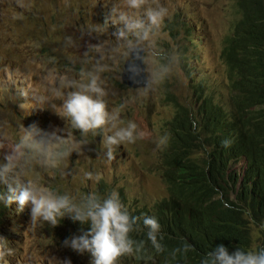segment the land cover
Segmentation results:
<instances>
[{"label": "clouds", "instance_id": "1", "mask_svg": "<svg viewBox=\"0 0 264 264\" xmlns=\"http://www.w3.org/2000/svg\"><path fill=\"white\" fill-rule=\"evenodd\" d=\"M121 1L127 2L129 13L100 10L99 22L95 24L94 19L85 14L92 6L90 0H0V32L8 31V23L18 26L33 25L30 39L33 36L38 41V46L33 51H22L16 59L3 61L4 68L8 67L13 76L11 82L0 91L1 128L9 131L12 126L18 127L21 122L25 128L24 135L13 150L5 155L4 163L0 164V185L3 186L0 187V204L13 208L12 213L5 215H9L11 229L9 231L2 229L0 222V264H57L51 245L40 237L47 229L63 235L64 244L74 261L82 257L91 258V264H138L148 252L143 246L139 228L146 230V236L153 247L157 251L161 250L159 238H162L161 234L168 230L173 217L177 215L167 217L161 224L155 216H142L143 212H154L156 204L169 198L170 178L183 201L187 191L202 188L204 173H208L213 158L212 147L207 144L203 145L197 155L181 152L183 146L193 143L187 142L182 131L171 126L181 107H191L194 110L195 107L202 105L200 110H194L195 113L190 112L191 115L200 117L204 121L202 126L213 120L218 135L231 143L225 146L224 162L227 178L237 179V188L241 187L245 172L252 163L251 156L246 150L247 144L253 143L255 139L264 140L262 129H255L250 117L234 104L245 97L246 100H256L260 103L264 119V104L260 102L259 91H251L249 84L241 83L239 77L243 76L236 68L241 58H231V48L235 46L233 38H236L237 32L241 30L238 26L232 23L235 30L231 31L223 49L219 51L212 46L210 40L209 29L215 26L211 11L196 13L181 9V12L168 19L171 22L168 28L174 40L181 42L178 53L173 54V49L167 41L150 40L155 29L159 28L167 15V8L160 4L155 6V0ZM27 4L31 5V9L25 16L26 21L15 20L10 6L20 7ZM232 5L234 20H237V0H233ZM49 6L55 9L63 7L65 11L76 13L74 29L77 34L83 36L78 44L85 56L91 64H99L103 74L109 72L112 77L120 76L119 85L122 88L136 90L148 102L152 97L149 94L151 89L166 88L167 83L183 72L187 81L180 89L192 86L198 94L188 105H185L178 94L171 98L172 113L169 122L162 123L169 129L171 137L166 141L165 137H161L160 143L163 144L158 147L162 154L161 176L166 180L168 195L153 206L128 193V189L124 191L109 185L104 177L94 179L99 182L93 189L74 196L68 192H59L42 186L34 180H22L20 175H17V162L25 150L38 151L46 157V162L53 163L54 161L47 158L53 156L61 158L73 150L78 151L79 145L71 139V130L81 136L102 139L104 155L108 160L114 157V147L125 142L133 143L145 135L132 120L122 124L119 109H110L111 102L105 97L103 81L99 78L100 68H97L96 71H89L82 77L70 75L65 81L71 90L66 93L58 114L66 118L70 128L67 131L60 130L66 131V136L57 135L56 131H53L48 133L51 139H47V124L54 115L61 90L56 84L49 87L43 84L50 78L56 80L58 77V52L53 54L46 66L48 72L39 75V85L43 86L41 93L37 94L36 103L41 104L44 119L38 114L29 115L20 108L21 105H14L16 96L25 93L20 84L27 71V62L36 50L46 51L53 43L50 29L39 27L46 22L30 14L36 12L46 15ZM69 15L70 13H66V16ZM126 44L127 47L121 48ZM161 45L165 48L153 47ZM148 49H154L163 59L165 68H162L157 76L148 72L146 64ZM7 52L8 49L0 51V54ZM222 66H226L223 72L226 86L219 96L226 99V103L213 100L212 102L221 104L224 108L223 112L209 116L208 105L211 103L209 99L211 97L215 99L217 95L214 87L200 80V76L209 77L213 73H220ZM79 69L80 66L76 68ZM125 99L119 100L120 107H123ZM26 123L30 124L27 128ZM150 123L158 125L152 123L151 116ZM105 128L108 130L107 135L104 132ZM32 129L44 140L37 139ZM246 135L247 140L244 138ZM61 137H68V140H62ZM52 140L58 143H52ZM174 140L181 146H173ZM65 143L69 145L67 148L62 146ZM99 145L101 143L97 144V148ZM234 151H240L242 154L232 158ZM241 162L242 169L234 167ZM234 170L237 176L233 174ZM97 189L99 191H96ZM231 197L236 199L237 192L231 191ZM25 206L30 214L17 215L18 207L23 210ZM5 216H0V221ZM16 217H21L22 221L15 223L13 228L23 230L22 233L12 228L11 221ZM25 219L30 220L27 226L24 225ZM263 226H255L256 237L262 235L258 229ZM190 248V244L184 243L180 248L174 249L173 253L177 251L187 253ZM61 264H71V261L65 259ZM200 264H264V247L256 241L253 248L246 250L236 247L229 251L225 244L219 243L202 256Z\"/></svg>", "mask_w": 264, "mask_h": 264}, {"label": "rangeland", "instance_id": "2", "mask_svg": "<svg viewBox=\"0 0 264 264\" xmlns=\"http://www.w3.org/2000/svg\"><path fill=\"white\" fill-rule=\"evenodd\" d=\"M233 0H155V6L160 4L167 8V15L162 20L159 28L155 29L154 35L150 38L152 42L167 41L173 49V54L178 53L181 42L175 41L171 31L169 30L168 19L170 16L181 12V9L190 12L202 13L211 11V17L214 21V27H210L209 34L212 46L219 51L224 47V44L231 34L232 21L234 20ZM92 5L85 14L94 19V23L98 24L100 19V10H108L113 12L129 13L130 8L126 1L121 0H90ZM10 11L15 20L20 22L26 21L25 16L31 9V5L27 4L20 7L10 6ZM66 13H70L66 16ZM32 16H38L45 21L42 26L50 29L52 34V44L46 51L40 49L36 50L30 60L27 62V71L20 86L25 93L17 95L14 105H21L29 115L38 114L42 119V106L36 103L37 94L41 93L42 86L49 87L56 84L60 88V96L56 105L54 115L47 124V139H51L48 133L56 131L57 135L66 136L67 130L70 126L66 118L60 116L58 112L61 111L62 101L66 93L71 89L66 86L65 81L69 76L76 75L82 77L87 75L89 71H96L100 68L99 78L103 81V87L106 91V96L111 102L110 109L117 108L120 111V122L122 124L129 120L134 121L140 130L145 135L141 139H137L133 143L125 142L122 145L114 147V157L108 160L104 155L105 148L103 140H97L93 137L81 136L71 130V139L78 143L79 150H73L69 155L61 158L49 157L46 162V157L35 150H25L24 155L18 160L17 175L20 178L34 180L42 186L50 187L59 192H68L74 196L80 193L88 192L98 185L101 177L107 179V183L116 188H121L124 191L128 189V193L133 194L149 205L153 206L156 202L161 201L168 195V188L166 186L165 178L161 176V156L158 147L161 137H165V141L171 137L169 129L164 127L162 123L169 122L172 108L170 105L171 98L178 94L184 101L185 105L195 99L198 94L192 86H186L182 89L180 87L187 81L184 73L180 72L171 82L167 83L166 88L162 90L151 89L149 94L151 98L147 102L143 99L136 90L131 88L124 89L119 85L120 76H110L109 72L103 74L102 67L91 62L85 56L82 48L78 42L82 40L83 36L75 32L74 19L75 12L65 11L63 7L57 9L48 7L46 15L41 13L31 12ZM33 25H14L8 23V31L0 32V51L7 53L0 54V91L9 82L13 73L9 68H4L3 61L14 60L22 52H31L38 46L37 39H30L33 31ZM127 47L126 45L121 48ZM155 48H165L164 45ZM170 48V49H171ZM55 52H58L59 61L57 63L58 77L56 80L50 78L46 84L39 85V75L46 74L48 68L46 67ZM146 64L148 72L158 75L162 68H165L163 59L158 56L154 49H148V56L146 57ZM80 66L79 70L76 68ZM226 66L221 67L220 73H213L209 77L200 76V80L207 82L214 87V92L217 95L214 99L219 103H226V99L219 96L221 90L226 86V80L223 72ZM183 77V82H182ZM124 100L123 107L119 106V100ZM36 103V104H35ZM202 105L194 108L195 111L200 110ZM158 123V125H151ZM0 120V164L4 163V157L10 153L24 135V126L21 122L18 127L12 126L9 131L1 128ZM27 124V123H26ZM30 124H27L26 128ZM65 129L66 131H60ZM33 134L36 131L31 130ZM105 135L108 134L107 128L104 130ZM36 138L44 140L42 137ZM62 140H68V137H61ZM52 143H58L52 140ZM101 143L97 148V144ZM66 148L67 143L63 144ZM88 164V167H87ZM243 162L236 164L234 167L242 169ZM96 191H99L97 189ZM30 214L26 209L17 210V215ZM24 217V216H23ZM27 218V216H25ZM22 218L16 217L12 222V228L15 223L21 222ZM1 226L4 230H9V215L5 216L1 221ZM30 220L25 219L24 225H29ZM21 231V229H15ZM41 239L51 245L54 254V259L57 264H61L65 259L71 261V264H91V258H78L75 261L70 255L67 246L64 244L63 235L53 230H45L40 235ZM260 242L259 240H257Z\"/></svg>", "mask_w": 264, "mask_h": 264}, {"label": "trees", "instance_id": "3", "mask_svg": "<svg viewBox=\"0 0 264 264\" xmlns=\"http://www.w3.org/2000/svg\"><path fill=\"white\" fill-rule=\"evenodd\" d=\"M237 9V20L232 23L241 30L233 38L235 46L231 48V58H241L236 64L237 71L243 76L239 80L249 84L251 91L258 90L260 102L264 104V0H237ZM209 100V116L223 112V105L212 102V97ZM234 104L250 117L255 129H262L264 137L260 103L245 97ZM190 112L195 113L191 107H181L171 126L182 131L187 142H193L183 146L182 153L197 155L204 144L212 147L209 171L204 173L203 187L187 191L184 201L170 178L169 198L156 204L154 212H143L142 216H155L161 224L167 217L177 216L173 217L168 230L161 234L162 238L158 237L162 245L159 251L148 240L146 230L139 228L143 246L148 252L138 264H200L202 256L219 243L225 244L229 251L236 247L253 248L257 240L264 247V226L258 229L262 235H254L255 226L264 225V140L255 139L247 144L252 163L245 172L241 187L237 188L238 180L227 178L224 162L225 146L231 143L218 135L213 120L202 126L204 121ZM244 138L247 140V135ZM175 145L181 146L174 140ZM240 154V151H234L232 158ZM231 191L237 192L236 199H232ZM12 210V207L0 204L1 217L12 213ZM184 243L191 245L187 253H173Z\"/></svg>", "mask_w": 264, "mask_h": 264}, {"label": "bare ground", "instance_id": "4", "mask_svg": "<svg viewBox=\"0 0 264 264\" xmlns=\"http://www.w3.org/2000/svg\"><path fill=\"white\" fill-rule=\"evenodd\" d=\"M232 22H234V20H233ZM233 174L237 176V172H235V170H234V173H233ZM17 210H19V207H18ZM1 220H2V219H1ZM1 228L3 229L2 226H1ZM13 230H15V228H13ZM8 231H9V230H8ZM22 232H24V231H23V230L19 231V233H22ZM19 246H21V244H20Z\"/></svg>", "mask_w": 264, "mask_h": 264}]
</instances>
